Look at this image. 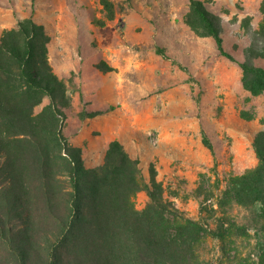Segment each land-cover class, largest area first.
<instances>
[{
  "label": "trees",
  "instance_id": "1",
  "mask_svg": "<svg viewBox=\"0 0 264 264\" xmlns=\"http://www.w3.org/2000/svg\"><path fill=\"white\" fill-rule=\"evenodd\" d=\"M101 4L113 21L112 4ZM190 5L186 23L234 61L220 19L199 0ZM261 14L238 62L254 96L264 95V67L257 64L264 62V0ZM47 44L33 18L0 39V264H264V132L253 143L257 167L227 178L218 196L219 180L212 190L200 185V214L192 219L165 198L154 166L146 180L141 161L119 141L101 166H85L62 131L71 97L49 65ZM204 145L213 152L207 138ZM142 191L149 203L138 210L134 199ZM236 207L251 213L253 231L232 215ZM244 244L251 249L243 251Z\"/></svg>",
  "mask_w": 264,
  "mask_h": 264
},
{
  "label": "rangeland",
  "instance_id": "2",
  "mask_svg": "<svg viewBox=\"0 0 264 264\" xmlns=\"http://www.w3.org/2000/svg\"><path fill=\"white\" fill-rule=\"evenodd\" d=\"M108 1L113 21L101 0H0V39L27 18L42 26L49 65L71 97L62 131L85 166H101L119 141L141 161L146 180L153 165L165 198L198 219L200 185L212 190L219 180L218 196L227 178L258 165L253 143L264 132V95L245 90L238 62L263 20L262 0H199L220 19L234 61L186 23L190 0ZM105 66L112 70L103 72ZM94 112L99 115L82 116ZM134 202L143 210L147 193ZM232 215L253 231L248 210L236 207Z\"/></svg>",
  "mask_w": 264,
  "mask_h": 264
}]
</instances>
